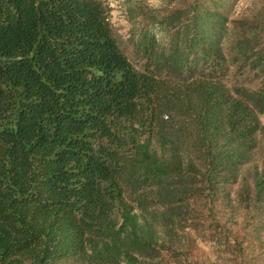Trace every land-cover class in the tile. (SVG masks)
<instances>
[{
  "label": "trees",
  "instance_id": "1",
  "mask_svg": "<svg viewBox=\"0 0 264 264\" xmlns=\"http://www.w3.org/2000/svg\"><path fill=\"white\" fill-rule=\"evenodd\" d=\"M211 4L169 10L139 70L103 0H0V264H154L192 197L237 180L264 133V0ZM227 57L256 84L227 85Z\"/></svg>",
  "mask_w": 264,
  "mask_h": 264
},
{
  "label": "rangeland",
  "instance_id": "2",
  "mask_svg": "<svg viewBox=\"0 0 264 264\" xmlns=\"http://www.w3.org/2000/svg\"><path fill=\"white\" fill-rule=\"evenodd\" d=\"M109 7L110 21L121 48L142 70L147 60L145 45L166 48L173 30L166 25V13L195 0H103ZM210 5L212 0H197ZM260 0H223L218 9L230 20L254 9ZM229 65L223 80L256 84L257 78L246 67ZM163 74V73H162ZM264 124V113L259 115ZM141 134L144 138L145 135ZM147 135V134H146ZM155 146V142H151ZM264 174V133H258L251 160L241 166L235 182H227L214 198L192 197L184 209L187 226L176 231L174 241L163 240L154 264H264V200L254 197L256 175ZM185 214V216H186ZM56 264H75L62 259Z\"/></svg>",
  "mask_w": 264,
  "mask_h": 264
}]
</instances>
